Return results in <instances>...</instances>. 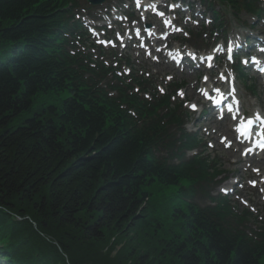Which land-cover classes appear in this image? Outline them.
<instances>
[{
    "label": "trees",
    "instance_id": "obj_1",
    "mask_svg": "<svg viewBox=\"0 0 264 264\" xmlns=\"http://www.w3.org/2000/svg\"><path fill=\"white\" fill-rule=\"evenodd\" d=\"M69 1L0 0V218L24 221L18 227L0 219V245L8 246L0 258L8 264H81L84 258L127 264L124 252L94 256L69 246L63 235L70 230L102 245L106 233L131 227L155 233L148 189L157 185L179 188L174 220L158 244L180 264H264V233L249 234L245 213L225 200H211L215 205L207 208L196 202L210 194L215 173L203 159H186L185 145L177 147L171 125L180 115L168 97L148 101L122 79L104 83L107 73L85 69L79 57L44 52L50 34L54 47L67 44L57 27L70 24L63 16ZM65 92L57 105L36 102ZM53 235L66 258L46 243ZM148 244L138 264L155 262Z\"/></svg>",
    "mask_w": 264,
    "mask_h": 264
},
{
    "label": "rangeland",
    "instance_id": "obj_2",
    "mask_svg": "<svg viewBox=\"0 0 264 264\" xmlns=\"http://www.w3.org/2000/svg\"><path fill=\"white\" fill-rule=\"evenodd\" d=\"M125 1V3H127V0H123ZM121 4V0H112V3L110 5L106 4L99 10L96 11L94 18H96V20L94 19H87L85 18L87 21H89L91 24L95 23L98 24L100 26L102 25H106L107 27H111L113 26V30H111L110 32L107 33V38H111L114 37L115 35H119V33L121 31H126V26L124 24L120 25V27L114 26V23L112 21V18L107 16L105 14V9L109 6H120ZM217 9L219 10V8L217 7ZM115 15H119V13L115 12ZM247 16H243L242 19L246 20ZM240 21H237L236 23H228V20L226 19V21H224L222 23V27L224 28V32H228L229 34L232 33H236V32H241L243 34H245V29L247 28L249 31H247L246 34L251 33V31L253 32L254 35H258L260 33H264V21L261 20L259 23H256L257 26L253 28V26H246V25H240L239 24ZM245 22V21H244ZM249 23H252L251 20H249ZM214 42H212V40L209 41L210 45H213ZM130 44H128V47H130ZM132 48H136L137 44H132L131 45ZM205 46H208V44H196V47L200 50H202ZM126 53L128 52L127 50L125 51ZM137 49L133 50L131 52H129L130 55H132V59L133 62L136 65H139L140 67L144 68L146 71L150 72L152 75H156V76H174V78L176 80H184L185 83L187 84L186 89L184 90L185 93V97L189 98L191 100H196L197 98V93H196V87L201 85V77L198 76L195 73H182L181 71H176L172 66H166V65H156L155 63H152L150 60H146L143 56L139 59H137ZM128 54V53H127ZM137 67V68H140ZM165 79V78H164ZM192 87H195V90L192 91ZM245 95V93H244ZM51 98H45L43 99H38L39 102H41L42 104H46L47 102L50 103L51 102ZM250 106V107H249ZM255 106V102L253 101H249L247 105H245V109L249 110L250 112L252 111V107ZM190 130H194V127L191 125L189 126ZM215 139H218V137H215ZM218 152H222L221 155L223 156V161L226 162L228 159H230L231 157L229 156V154L227 152H225L222 149V146L218 145ZM235 169H238L235 168ZM244 170H237V175H235V178L237 176H239L241 179H245V177H247V175L244 177L243 175ZM149 193H150V204H151V211H152V217L155 221H158V230L155 231V233H148V236L150 238H152L153 240L150 241L146 238V234L147 233H143V235H141L140 232L136 231L133 229V227L128 228L126 230H124L121 234L117 233L118 235H111V233H106L105 236L107 238H109L108 240L103 241L102 245H97V244H90L92 242H87V240L85 239V237H81L79 236L80 233L75 234L72 233L70 230H67L68 232L65 233L63 235V241L68 243L69 246H73V248L75 250H78L75 245L77 247H79V250L82 252H91L94 256H98V252H107L112 250V257H117L118 252H124L125 254H123L124 257L128 256L127 259V264H138V258L140 257V255H144L147 254V252L144 250V244L150 242L149 245V249L151 254H157L156 258H155V262L154 264H180L177 260V258L172 257L165 249H162L161 245L158 244V242H161L164 240L163 237L167 238L166 235H164L163 237L160 236V231H162V228L165 227V225L170 226L171 223L173 222L174 218L173 216L170 217V215H172V211H173V195L175 193L174 189H164V188H160L157 185H153L152 187H150L148 189ZM250 192L253 193L254 195V199L258 196L257 190H250L248 187L245 186V188L242 191L243 196H247ZM259 197V196H258ZM235 198V197H234ZM253 206H255L257 209L256 210H250L251 212L254 213V219L252 222H255V226L256 228H264V204L261 202L260 200H257ZM250 209V208H249ZM255 216H256V220L255 221ZM2 220H4V222H6L8 225H16L19 227L20 224H18L17 222L14 221V219H9V218H0ZM36 220V218H34ZM34 219H29V224L31 226H33L35 229H37V227L35 225H37L36 221ZM88 219H83L81 221H87ZM24 222V221H23ZM91 223V221H89ZM26 224H28L25 221ZM34 231V230H33ZM65 231V230H64ZM37 234V233H36ZM75 235V236H74ZM38 236V234H37ZM42 236V235H41ZM57 235H53V237H47L46 239V243L55 246V250L57 251L58 254H61L62 256L65 257V253L64 250L62 249L58 239L56 238ZM76 236L78 238H76ZM39 237V236H38ZM43 237V236H42ZM40 238V237H39ZM77 239L78 241L75 242L74 240ZM37 242V241H36ZM88 247H87V245ZM82 245L86 246L87 249H83ZM22 255L24 254H20L19 256L22 257ZM66 258V257H65ZM89 258L85 259L84 261L82 259L81 264H90V262L88 261ZM20 261V260H18ZM6 261H1V264H6ZM20 263V262H18ZM112 263V262H111ZM114 264V263H113Z\"/></svg>",
    "mask_w": 264,
    "mask_h": 264
},
{
    "label": "snow or ice",
    "instance_id": "obj_3",
    "mask_svg": "<svg viewBox=\"0 0 264 264\" xmlns=\"http://www.w3.org/2000/svg\"><path fill=\"white\" fill-rule=\"evenodd\" d=\"M205 79H207V78H205ZM233 90H234V89H233ZM217 91H218V90H217ZM181 95H182V94H181ZM192 107H193V109H195V105H193Z\"/></svg>",
    "mask_w": 264,
    "mask_h": 264
},
{
    "label": "bare ground",
    "instance_id": "obj_4",
    "mask_svg": "<svg viewBox=\"0 0 264 264\" xmlns=\"http://www.w3.org/2000/svg\"><path fill=\"white\" fill-rule=\"evenodd\" d=\"M35 112V111H34ZM36 113V112H35ZM62 249L64 250V248L62 247Z\"/></svg>",
    "mask_w": 264,
    "mask_h": 264
}]
</instances>
